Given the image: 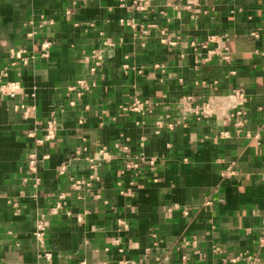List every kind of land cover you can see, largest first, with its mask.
<instances>
[{
  "label": "crops",
  "instance_id": "crops-1",
  "mask_svg": "<svg viewBox=\"0 0 264 264\" xmlns=\"http://www.w3.org/2000/svg\"><path fill=\"white\" fill-rule=\"evenodd\" d=\"M197 1L192 17L186 0H0V73L21 85L0 92V264H264V0ZM19 48L28 64H11ZM79 80L90 90L69 96ZM236 87L239 130L179 102ZM51 117L56 138L38 144ZM73 177L89 185L71 190Z\"/></svg>",
  "mask_w": 264,
  "mask_h": 264
},
{
  "label": "built area",
  "instance_id": "built-area-1",
  "mask_svg": "<svg viewBox=\"0 0 264 264\" xmlns=\"http://www.w3.org/2000/svg\"><path fill=\"white\" fill-rule=\"evenodd\" d=\"M124 0H121V2ZM132 2L137 6V8L141 10L147 9L151 5V0H132ZM179 7H181V10L188 11L192 17H196L199 13H201L200 8V2L197 0H186L184 4H181ZM254 36L257 35L256 32H252ZM215 35L209 36V38L214 39ZM164 42L167 40L164 39ZM171 42L175 44L177 41L175 39H171ZM191 45L198 49V43L195 41L191 42ZM51 46L50 42H45L42 45V55L48 56L49 55V48ZM203 47H208L207 44H204ZM214 52L213 50H209V53ZM218 52V51H217ZM215 52V53H217ZM219 56H221V60H229L231 58L230 52L228 47L225 48V51L218 52ZM96 56V64L100 63V55L95 53ZM10 58L12 59L11 64L16 65L19 62L23 64H28L30 61V56L25 54V51L21 48L19 49H11L10 50ZM9 67H4L1 69L0 73V92L5 93L7 96L10 97H16L18 96V91L20 90V82L15 80H10L7 78ZM91 86L85 81V80H79L75 84H72L68 87L67 94L70 95H76L78 97H81L83 94H85L87 91H89ZM202 95L198 94L196 91L187 93V95L182 96L180 98V103L182 104H189L190 107L193 108L194 112L197 114L198 119H205L206 117H213L214 115L217 116V118L223 117L222 121L223 123H231L235 128L238 130L243 127L247 121V111L245 110V103L248 99V94L245 91L243 87H236L233 88L231 91L227 93H218L216 90H212L208 93V95L201 99ZM74 101V100H73ZM148 101L142 100L139 97H136L134 101L131 103L130 108L136 111H142L143 109L148 106ZM21 108L23 109L24 115L29 114L30 108L28 106V103L22 102L20 104ZM58 129V121L56 118H50L46 124L43 127V133L42 136L39 137V139L36 140L38 144L44 142L45 140H51L56 138V131ZM100 152H103V150H100ZM29 161H28V168L29 171L35 173L38 170L39 167V157L34 152L31 151L29 153ZM49 155H46L45 157H48ZM97 155L94 157H91V162H94ZM89 158V159H90ZM93 165V163H92ZM128 167H137L138 163L134 161H130L127 163ZM23 180L26 182L28 179L26 177L23 178ZM36 182H39V178L36 179ZM71 190H78L80 187H87L89 183L82 179L81 177L78 178H72L71 180ZM69 195L68 192H60L58 197L55 198L53 205L50 206V214L52 213H58L62 208L65 207L67 196ZM263 226H262V238L260 239L261 245L264 246V219L262 220ZM50 226V220L47 216V213H42L41 217H39L36 221L35 225V238L37 243L42 246L45 242V237L49 231ZM246 259H251L252 263L256 264L260 261L259 257L253 254L247 253L245 256Z\"/></svg>",
  "mask_w": 264,
  "mask_h": 264
}]
</instances>
